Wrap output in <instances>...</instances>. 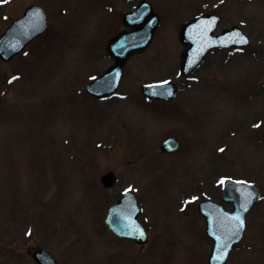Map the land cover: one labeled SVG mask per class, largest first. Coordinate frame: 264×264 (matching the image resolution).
I'll use <instances>...</instances> for the list:
<instances>
[{
	"label": "rangeland",
	"instance_id": "1",
	"mask_svg": "<svg viewBox=\"0 0 264 264\" xmlns=\"http://www.w3.org/2000/svg\"><path fill=\"white\" fill-rule=\"evenodd\" d=\"M2 1L0 32L9 23L2 13L13 18L31 1L45 7L49 26L26 55L0 62V264H34L26 252L37 246L60 264H206L198 200L178 210L168 182L179 178L183 196L217 198L220 175L253 181L263 195L229 264H264V137L251 128L264 121V0H150L161 24L129 59L118 95L104 100L84 87L112 62L104 44L136 0ZM201 11L222 15L217 32L241 26L251 45L212 50L185 78L178 29ZM11 74L19 78L7 84ZM163 79L178 85L174 100L146 101L140 84ZM172 134L180 149L162 153L160 139ZM107 170L118 176L111 189L99 181ZM128 184L142 200L145 245L102 227L106 205Z\"/></svg>",
	"mask_w": 264,
	"mask_h": 264
},
{
	"label": "snow or ice",
	"instance_id": "2",
	"mask_svg": "<svg viewBox=\"0 0 264 264\" xmlns=\"http://www.w3.org/2000/svg\"><path fill=\"white\" fill-rule=\"evenodd\" d=\"M246 42H247L246 40H241V43H246ZM13 79H15V77H14ZM256 126H259V125H256ZM223 150H224V149H220V151H223ZM221 183H223V181H221ZM243 207H244V210L246 211V210H247V204L243 205ZM235 219H236L237 221H239V225H238V229H237V230H239L240 228H243V226H244V221L241 219V217H240V216H237V217H235ZM139 235H140L141 237H143L144 233L141 231V232L139 233ZM217 259H223V255H221L220 257H217Z\"/></svg>",
	"mask_w": 264,
	"mask_h": 264
},
{
	"label": "water",
	"instance_id": "3",
	"mask_svg": "<svg viewBox=\"0 0 264 264\" xmlns=\"http://www.w3.org/2000/svg\"><path fill=\"white\" fill-rule=\"evenodd\" d=\"M125 41H126V40H125ZM129 48H132V45H130Z\"/></svg>",
	"mask_w": 264,
	"mask_h": 264
}]
</instances>
